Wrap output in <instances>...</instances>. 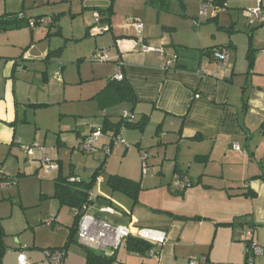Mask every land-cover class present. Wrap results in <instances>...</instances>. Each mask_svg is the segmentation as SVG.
I'll return each instance as SVG.
<instances>
[{
  "label": "crops",
  "instance_id": "1",
  "mask_svg": "<svg viewBox=\"0 0 264 264\" xmlns=\"http://www.w3.org/2000/svg\"><path fill=\"white\" fill-rule=\"evenodd\" d=\"M16 1L13 3L18 6L19 0ZM125 1L128 3L127 13L121 11L119 0H113V10L105 16L101 12L108 10L112 1H104L103 6L94 8L88 6V9H93V16L86 27V36L103 37L112 33V46L109 42L105 51L111 53L109 62L114 64L116 71L122 64L123 74L134 90L137 103L132 112L138 117L136 122L148 118L147 124L159 127L156 138L161 142L164 139L176 142L178 148L172 151L169 173L166 174L163 164L162 173L152 176V185H147L145 176L148 174L142 172L143 177L139 180L141 192L136 204L127 196L109 189V176H100L91 192L94 203L89 206V213L103 216L99 215V210L112 206L120 216H104L115 218V224H121L118 218H122L127 222L121 225L131 223L167 233L166 245L158 248L160 255L152 256V249L146 254L131 251L125 241L114 255V264H190L192 261L199 264H246L249 245L246 228L253 230L256 243L264 248V54L261 51L256 53L251 46L248 53L244 47V52L235 57L230 56L227 45L209 48H225L229 61L224 65L202 53L208 49L201 46L200 36L195 35L187 43H178L170 35H163L164 29L170 33L171 28L162 14L155 27L162 25L163 28L146 32L144 20L152 19L156 10L148 7L145 0L144 6L137 8L129 7L135 0ZM20 13L5 11L4 15ZM21 14L28 17L26 13ZM95 14L101 16L98 22ZM72 18L73 22L78 19L76 15ZM131 19L143 22L141 33ZM58 32L55 35H60ZM176 46L190 50L184 59L188 66L185 70H166V62L176 55ZM145 48L163 49L165 56L152 50L146 52ZM33 51L35 48L28 47L22 58L33 60ZM42 56L34 58L44 60V52ZM25 71L26 67L20 61L0 56V150L9 151V156L13 147L21 151L25 147L17 131L18 124H24L20 117V106L24 101L18 96L14 80L17 73L23 75ZM121 106V113L129 111L128 106ZM105 119L110 120L107 116ZM101 129L92 127L83 140ZM162 132L171 135L160 137ZM132 133L126 137L136 144L138 137ZM34 156L27 155L29 158ZM197 157L207 159L199 162ZM177 177L187 181L188 187L178 186ZM147 191L150 194L145 196L143 192ZM20 193L26 202L25 193L21 190ZM55 217L59 221L51 225L53 228L64 220L57 215ZM73 225L69 223L66 226L69 235ZM69 235L65 243L50 241L47 249L63 248ZM86 249L78 242L72 243L67 248L63 264H86ZM16 250L17 254L6 255L0 264H18L21 255L27 257L29 264H46L43 256L35 251L25 253V248ZM256 264H264V256L258 257Z\"/></svg>",
  "mask_w": 264,
  "mask_h": 264
},
{
  "label": "rangeland",
  "instance_id": "2",
  "mask_svg": "<svg viewBox=\"0 0 264 264\" xmlns=\"http://www.w3.org/2000/svg\"><path fill=\"white\" fill-rule=\"evenodd\" d=\"M14 1L0 0V16L5 11L21 12L27 14L28 21H44L34 29L27 22L19 29L0 32V56L20 61L26 67L23 75L17 73L14 78L18 96L24 101L20 106L21 122L24 120V124L19 123L17 131L23 146L35 147V156L31 158L18 147L11 149L10 156L9 151L0 150V177L4 179L0 180V223L7 234V256L17 254V248H25V253L35 251L43 256L46 264H50L45 256V251L53 249H47L49 242L65 243L69 235L66 226L69 223L72 226L75 217L73 208L61 206L54 198L60 174L63 178L75 177L90 182L94 172L104 164L105 172L101 176L118 175L139 182L143 172L148 174L145 178L149 186L154 183L152 176L162 173L163 164L164 171L169 173L172 151L178 147L176 142L165 139L161 142L156 138L159 127L147 124L143 130H124L121 146L110 145L105 137L99 139L95 154L84 151L83 137L92 127H102L105 116L113 124L122 120V106L107 107L101 97L108 96L104 91L115 79L116 67L109 61L100 63L94 60L95 52L108 50L106 45L109 42L112 46V33L103 37L86 36V27L93 16V9L87 7L103 6V2L109 0H19L18 6ZM135 1L129 7L144 6L143 0ZM167 1L170 12L155 11L152 19L144 20L146 32L161 30L162 25L159 28L155 26L162 14L171 28L170 33L164 29L163 35H170L178 43H187L197 35L201 37L200 43L205 49L227 45L230 56L234 57L243 53L244 47L247 48L246 53L250 46L256 53L264 50V24L251 26L247 17L248 11L258 8V0H228L226 7L218 9V12L213 0ZM118 4L122 12L129 11L127 1L119 0ZM203 5H209L207 16L201 14ZM262 14L264 17V1ZM73 15L78 18L74 22ZM49 17L59 18L58 29L50 28L45 22ZM58 31L60 35H55ZM28 47L35 48L33 60L22 58ZM43 52L44 60H36L43 57ZM49 55L50 58L45 60ZM57 71L60 72L58 76ZM104 101L106 103V97ZM35 104L46 106L34 107ZM128 108L132 109L131 106ZM132 114L136 122L138 117ZM130 132L138 137V143L133 144L127 139L126 134ZM104 133L114 134L113 131ZM168 135L171 134L162 132L160 137ZM47 161L61 170L49 172ZM35 181L37 183L33 184ZM3 184L7 188L2 187ZM20 190L25 193L26 202ZM39 191L43 194L40 195ZM143 194L148 196L150 193ZM56 215L65 221L53 228L46 221ZM100 217L106 219L104 215ZM107 220L111 224L116 222L113 217ZM118 221L121 224L127 222L122 218Z\"/></svg>",
  "mask_w": 264,
  "mask_h": 264
},
{
  "label": "built area",
  "instance_id": "3",
  "mask_svg": "<svg viewBox=\"0 0 264 264\" xmlns=\"http://www.w3.org/2000/svg\"><path fill=\"white\" fill-rule=\"evenodd\" d=\"M264 0H259V6L256 9L250 10L247 12V17L249 24L254 26L257 23H264V20L261 18L262 15V4ZM209 11V5H203L201 14L202 16H207ZM100 15L95 14V20L98 22L100 20ZM46 23H50V20H45ZM131 22L137 28V30L141 33L143 31V24L138 19H131ZM36 24L34 21L30 22V27L35 28ZM146 52L153 51L161 56H165V52L163 49H150L145 48ZM261 54H264V50L261 51ZM213 58L222 63L227 64L229 61V55L224 49H215L212 53ZM94 60L96 62H108V54L106 51L96 52L94 54ZM176 58L173 56L170 60H168L165 64V69L169 70L173 66ZM117 81H123L125 76L123 74L122 64L118 65L117 74L115 76ZM123 126L124 124H133L135 123V118L133 114L129 111H123L121 114ZM122 126L119 132L114 134H106L102 130H97L95 132L90 133L88 137L84 139L83 142V150L92 154L97 152V144L99 139L107 137L110 145L112 146H121L123 144L122 134L125 128ZM235 149L239 150L238 146L235 145ZM22 150L28 155L33 156L35 147H23ZM110 151V149H109ZM49 163V167L47 170L49 172L58 171L60 168L57 165L50 164L51 161H47ZM0 180L4 179L0 177ZM78 178H72L70 181H78ZM187 181L182 180L180 177H177L176 184L181 186L185 185ZM5 187V184L1 185ZM76 214H80V220L77 228V242L81 246L92 249L96 252L102 253L105 256L113 257L116 251L122 246L124 241L128 238H137L142 241H145L151 244L152 250L150 254L160 255V251L158 248H161L167 243V233L154 229V228H142L134 226L133 224L129 225H121V224H111L106 219H101L100 216H95L89 213V206L84 205L83 208L79 211L75 212ZM99 215H109V216H117L119 217V212L112 206L102 207L99 210ZM59 221L58 217L53 218L52 220L46 221L48 225L56 224ZM245 234L249 241H251L250 248L248 250V255L246 259V264H256V259L258 257L264 256V248L259 246L257 243H253L254 232L251 228L245 229ZM46 259L50 264H63L64 259L66 257V251L64 250H47L45 251ZM18 264H29L28 259L25 255H21L19 257ZM190 264H199L197 261H192Z\"/></svg>",
  "mask_w": 264,
  "mask_h": 264
},
{
  "label": "trees",
  "instance_id": "4",
  "mask_svg": "<svg viewBox=\"0 0 264 264\" xmlns=\"http://www.w3.org/2000/svg\"><path fill=\"white\" fill-rule=\"evenodd\" d=\"M146 5L148 7H151L155 9L158 13H169V2L167 0H145ZM228 0H213V5L217 8H223L226 7ZM113 10V0L111 7L106 10L102 11L101 14L105 16V14L110 15L111 11ZM101 17V16H100ZM59 21L58 17H55L50 20L49 26L52 27H58L57 22ZM30 25V22L28 19L23 16V14H15V15H3L0 17V31H12L15 29H19L21 27H24L26 23ZM36 26L40 23H42L39 20H34ZM35 26V27H36ZM59 33V32H58ZM176 55L174 56L176 58L175 62L173 63V66L171 67L174 70H185L186 66H188L185 62V53L190 50L184 47L176 46ZM217 49V48H216ZM225 49V48H222ZM215 49H208L203 50V54H208L210 57L213 58L212 53ZM252 51V50H251ZM50 58V55L48 56ZM214 59V58H213ZM215 60V59H214ZM105 94L108 96H101L103 97V102L106 104L107 107L110 106H118V105H126L128 107H132V109H129V112H132L134 109V105L137 103V99L134 93V90L130 84L129 81L126 80V78L123 81H117L116 79H113L109 82L107 89L104 91ZM104 94V95H105ZM104 97H106V103L104 101ZM46 105H34V107H44ZM148 118H143L139 122H135L133 124H124L122 120H120L118 123L113 124L110 122V120L105 119L102 131L108 132L113 131L114 133H117L120 131L122 126L126 129H140L143 130V128L147 125ZM90 135V134H89ZM88 135V136H89ZM87 136V137H88ZM207 157H197L196 160L199 162L205 161ZM105 172L104 170V164L97 169L90 182H83L80 179L78 181H70L72 178L75 177H66L63 178L61 174L57 178L58 182L56 183V192L54 195V198L59 200L60 205H65L70 208L74 209V212L79 211L83 208L84 205L91 206L94 203V200L91 198V192L93 191L97 179ZM72 176V175H71ZM76 179V178H75ZM61 180V182H59ZM185 187H188V184L184 185ZM108 187L111 191L121 193L128 198H130L135 204L138 202L139 195L141 192V183L136 182L133 180H130L128 178L118 176V175H109L108 177ZM81 215L75 213V221L74 225L71 228V233L69 235V240L67 244L63 248H59L60 250L66 251L67 254V248L72 243H77V228L79 224ZM174 219L182 220L181 217L173 216ZM6 238L7 234L4 231V229L0 226V263L3 261L4 257L8 253V247L6 245ZM248 250L251 245V241H249ZM253 243H256L255 238L253 239ZM126 244L131 251H135L141 254H146L152 249V245L142 241L137 238H128L126 240ZM57 250V249H52ZM86 257H87V263L86 264H114L115 263V256L108 257L105 255L98 254L95 251L86 249L85 250ZM248 255V252H247ZM247 259V257H246Z\"/></svg>",
  "mask_w": 264,
  "mask_h": 264
}]
</instances>
